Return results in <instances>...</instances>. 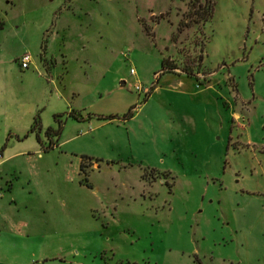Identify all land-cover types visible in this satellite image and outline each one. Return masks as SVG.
<instances>
[{
    "label": "rangeland",
    "instance_id": "rangeland-1",
    "mask_svg": "<svg viewBox=\"0 0 264 264\" xmlns=\"http://www.w3.org/2000/svg\"><path fill=\"white\" fill-rule=\"evenodd\" d=\"M0 150L30 255L264 264V0H0Z\"/></svg>",
    "mask_w": 264,
    "mask_h": 264
},
{
    "label": "crops",
    "instance_id": "crops-1",
    "mask_svg": "<svg viewBox=\"0 0 264 264\" xmlns=\"http://www.w3.org/2000/svg\"><path fill=\"white\" fill-rule=\"evenodd\" d=\"M2 157L1 155L0 174L7 161V159L1 160ZM6 184L8 193L11 194L12 188L8 186L9 183ZM11 202L12 198H5L3 194L0 196V264H68L63 258L53 257L48 259L37 253L30 255L27 252L31 244V238L34 240L35 245L40 246L39 233L38 236L31 237L28 224L15 222L12 219L15 207L11 205Z\"/></svg>",
    "mask_w": 264,
    "mask_h": 264
},
{
    "label": "trees",
    "instance_id": "trees-1",
    "mask_svg": "<svg viewBox=\"0 0 264 264\" xmlns=\"http://www.w3.org/2000/svg\"><path fill=\"white\" fill-rule=\"evenodd\" d=\"M163 65H164V63H163ZM70 116H71V117H74L75 119H79V118H78V115L75 114L74 112L71 113ZM56 118H57V116H56ZM41 128H42V127H41V119H40V116L37 115V116L34 118L33 125H32V127H31V129H30V133L37 132L38 130H41ZM54 133L57 134L55 131H52V130H49V131L47 132L48 136H50V137L53 136ZM53 146H54V142L51 143V147H50L49 149L53 148ZM2 152H3V151L0 150V156L2 155ZM83 169H84V162H82V165H81V171H82V172H83Z\"/></svg>",
    "mask_w": 264,
    "mask_h": 264
},
{
    "label": "built area",
    "instance_id": "built-area-1",
    "mask_svg": "<svg viewBox=\"0 0 264 264\" xmlns=\"http://www.w3.org/2000/svg\"><path fill=\"white\" fill-rule=\"evenodd\" d=\"M31 63H32V58L28 54L23 55L20 59V65H21V68L23 70H28ZM0 196H1V194H0Z\"/></svg>",
    "mask_w": 264,
    "mask_h": 264
}]
</instances>
